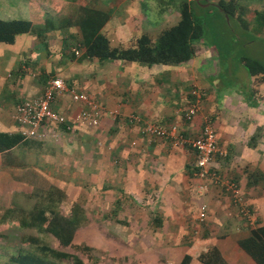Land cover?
<instances>
[{
    "label": "crops",
    "instance_id": "crops-1",
    "mask_svg": "<svg viewBox=\"0 0 264 264\" xmlns=\"http://www.w3.org/2000/svg\"><path fill=\"white\" fill-rule=\"evenodd\" d=\"M92 1H100L96 3L103 6L102 0ZM108 1L110 16L101 32L111 47H133L141 35H147L154 44L180 19L181 0L173 1L167 11L159 9L154 14L147 9L136 11L137 5L145 9L147 0ZM255 1L261 0H239L238 4L245 12V6ZM65 2L68 5L69 1ZM122 4L125 12L119 13ZM114 21L117 26L111 27ZM62 36L66 37L64 33ZM35 38L26 33L16 35L12 44L0 42V132L19 134L16 111L24 99L16 100L14 90L19 88L27 98L35 97L51 76L61 77L68 86L86 92L114 116L104 115L95 127L78 125L68 129L66 125L46 123L35 138L22 139L0 150L1 197L8 187L13 190V186L22 185V190L33 188L35 182H46L62 190L70 203H91L94 214H103L100 219L105 223L94 219V227L102 223L103 228L128 229L124 235L112 236L114 243L123 244L127 251L139 245L145 254V247L156 242L164 254L172 256L179 250L169 247L171 239L182 247L185 241L179 239L185 238L190 244L181 250L179 261L171 263L168 259L167 264H178L185 253L192 256L189 264H207L199 256L203 250H212L211 259L220 264H264V253L255 252L253 257L240 243L253 240L264 244V72L250 75L243 62L226 64L223 69L216 50L202 48V40L194 43V55L182 64L145 65L82 58V48L77 53L54 35L46 42L57 53L55 57L64 55L66 49L75 57L70 56L68 61L64 58L61 64H18L36 51L43 54L45 41ZM37 65L41 74H48L45 80L41 81L40 73L33 70ZM261 68L264 70V66ZM236 70L245 76L243 83L236 77ZM229 78L234 81L232 89L226 88L225 80ZM192 88L200 90L202 105L198 114L187 119L185 111ZM79 106L68 94L52 104L68 120ZM204 119L215 130L217 148L225 152L213 154L211 170L239 187L255 216L253 223L236 211L225 187L218 184L204 193L197 191L201 181L193 175V150L173 147L143 131L146 122L177 124L183 135L194 136L199 134ZM202 204L207 211L200 222ZM182 229H188V235L178 238L177 230ZM149 230H155L156 237L153 232L150 236Z\"/></svg>",
    "mask_w": 264,
    "mask_h": 264
},
{
    "label": "trees",
    "instance_id": "trees-1",
    "mask_svg": "<svg viewBox=\"0 0 264 264\" xmlns=\"http://www.w3.org/2000/svg\"><path fill=\"white\" fill-rule=\"evenodd\" d=\"M68 1L66 13L60 19L45 16L41 24H34L28 18H0V42L12 44L16 35L24 33L34 34L37 40L45 41L48 33L60 30L68 32L66 37H62L66 43L71 39L77 49L84 50L82 58L134 61L145 65H178L192 58L194 43L203 40L206 33L204 22L196 21L192 10L194 6L202 7L209 3L211 7L221 10L228 21L236 20L244 26V10L238 4L239 0H218L216 3H211V0H181L179 21L164 30L154 44L147 35H141L133 47H111L108 38L101 32L110 16L109 1L102 0L103 6L96 3L100 1ZM255 21L264 27V14L256 12ZM71 57H75L74 54ZM241 62L246 65L250 75L264 72L261 68L263 64H258L253 58L244 57ZM22 139L20 134L0 132V150L10 148ZM26 197L30 202L20 210L10 211L6 220L16 221L29 232L20 237L15 254L4 264H108L96 252V246L75 241L77 231L88 222L89 212L83 205L72 202L68 212H64L61 208L64 193L54 185ZM50 237L57 242V247L50 245ZM5 238L6 235L0 233V241ZM240 243L253 257L255 252L264 253V244L260 241L254 243L253 240H246ZM211 251L203 250L199 255L204 263H217L211 259ZM191 258L189 253H185L178 264H189Z\"/></svg>",
    "mask_w": 264,
    "mask_h": 264
},
{
    "label": "rangeland",
    "instance_id": "rangeland-1",
    "mask_svg": "<svg viewBox=\"0 0 264 264\" xmlns=\"http://www.w3.org/2000/svg\"><path fill=\"white\" fill-rule=\"evenodd\" d=\"M65 1L66 0H0V18H28L31 19L34 24H41L45 16L60 19L61 16L66 13L67 3ZM173 1L176 3V0H147L146 8L144 9L137 5L136 11H146L147 9L149 13L153 14L159 9L167 11L168 8L172 7ZM125 8L124 4L120 5L118 12H125ZM192 10L196 15V21L204 22L206 28L204 39L199 45H201L202 48H214L218 53V63L221 64L222 68L226 67V64H241L244 57L253 58L258 61V64H263L264 66V27H261L259 23L255 21L256 12L263 13L264 11V0L255 1V4L252 2L250 5L245 6V12L242 13V17L246 20L244 21V26L239 21H228L226 17H221L220 11L211 6H194ZM117 23V21H114L111 24V27L117 26ZM73 32L75 35L77 34L75 30ZM62 33L66 36L68 35V32H58V30H53L48 33L45 37V45L43 44V54H39V52L36 51V53L31 55L32 57H24L18 64H61L60 60H63L64 58H66V60L69 59L71 56L70 50L67 51L66 49V51L63 52L64 55L59 56L58 54V57H55L57 53H55V51H51L47 47L46 41L48 40V37H51L52 35L58 36V40H60L63 37ZM32 37H35L34 34H32ZM35 40L37 39L35 38ZM38 41H42L41 43H44V40L39 39ZM68 45L70 47H74L76 52L79 53V49L73 45V41L71 39H68ZM4 47L7 48L11 46ZM0 55H2V53H0ZM34 59L36 61H34ZM33 70H35L36 74L40 73V76L38 77H40L41 81L48 77V74L46 73L41 74V71L38 69V65L37 68H33ZM235 74L242 83L245 81V76L240 74L239 70H236ZM228 75L234 76L229 73ZM226 83H228L226 88L232 89V87H234V81L231 78L225 80V84ZM252 83L255 84L253 79ZM33 92L34 91L32 90L29 95ZM3 95L7 97L6 93H3ZM14 95L16 100L27 99V96H25L23 91L19 88L14 90ZM35 184L36 185H34L33 188L30 187L31 189L26 188L20 190L21 188H24L22 185L21 187L18 186L16 188L13 186V190L8 187L4 198L0 196V233L6 235V238L0 241V264H4L10 256L15 254L19 245L18 240L25 232H29L28 229H23L16 221H7V214L13 210H20L23 205L29 203L30 200L26 197V195H34L35 192H42L50 186L46 182L39 181L35 182ZM12 193L13 195H11ZM1 203L5 206L1 205ZM70 204L69 199L62 202L61 208L64 212H68ZM83 206L89 212L88 222L77 231L75 241L86 242L96 246L98 248L96 252L108 264H142V262L143 264H167L168 259L171 263H177L180 259L181 250H185L190 244V240L188 239H179V241H185L182 248L171 239L169 247L177 248L176 251L179 250L178 253L175 252L172 256L166 252L164 254V251L159 249V245L156 244V242L150 243L145 247L148 250L145 254L138 249L139 245L133 246L132 250L127 251L126 246L123 244L118 245L114 243L112 236L124 235L125 232H128V229L120 230V228H103L101 225L102 223H100V227L98 226L99 224H96L94 227V219L99 222H103V224L105 223L103 219H100L103 214H94L91 209V203L88 205L84 204ZM149 231L150 236L153 232L156 237L157 232H155V230ZM186 231L188 232L189 230H177L178 233L176 236L179 238L180 236L182 237V235H188V233H185ZM166 244H168L167 240ZM50 245L57 247V242L51 237ZM164 255H166V257L161 259ZM218 263L220 264L221 262L218 261L215 264ZM196 264L198 263L196 262Z\"/></svg>",
    "mask_w": 264,
    "mask_h": 264
},
{
    "label": "built area",
    "instance_id": "built-area-1",
    "mask_svg": "<svg viewBox=\"0 0 264 264\" xmlns=\"http://www.w3.org/2000/svg\"><path fill=\"white\" fill-rule=\"evenodd\" d=\"M68 94L71 100L80 104L78 111L71 117V120L56 111L52 104L59 96ZM192 99L185 111L187 119L199 113L202 105V94L198 88L190 91ZM114 116V112L106 110L100 102L96 101L86 92L68 86L66 82L58 76H51L47 79L42 92L32 98L24 99L17 105L16 120L19 126V134L23 139H32L38 135L40 128L51 123L55 125H66L68 129L78 125L95 127L100 123L104 115ZM140 121L138 116H133ZM71 122V124H70ZM144 133L149 137H157L167 141L173 147L190 148L195 154L194 177L201 182L197 185V191L204 193L211 185H220L229 191L232 202L236 206V211L249 223L255 221V216L250 213L239 187L228 180H222L216 172L211 170L213 154L225 152L216 146L215 130L208 119H204L198 135H183L177 124L165 125L156 122H146ZM206 205L202 204L199 209L198 220L204 221L206 215Z\"/></svg>",
    "mask_w": 264,
    "mask_h": 264
},
{
    "label": "water",
    "instance_id": "water-1",
    "mask_svg": "<svg viewBox=\"0 0 264 264\" xmlns=\"http://www.w3.org/2000/svg\"><path fill=\"white\" fill-rule=\"evenodd\" d=\"M196 1H198V0H196ZM207 5V4H206Z\"/></svg>",
    "mask_w": 264,
    "mask_h": 264
}]
</instances>
